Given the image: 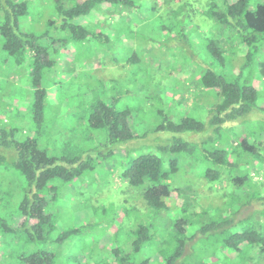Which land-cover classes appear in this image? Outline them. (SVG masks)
Here are the masks:
<instances>
[{
  "label": "trees",
  "instance_id": "1",
  "mask_svg": "<svg viewBox=\"0 0 264 264\" xmlns=\"http://www.w3.org/2000/svg\"><path fill=\"white\" fill-rule=\"evenodd\" d=\"M51 1L54 7H49L42 16V9ZM194 2L202 19L208 17L213 23L212 35L205 40L202 50L205 58L197 76L200 82L194 87L196 97L187 105L193 108L197 99L212 97L214 93L218 98L202 103L203 106L210 104L204 106L206 116L202 120L189 112L183 116L176 113L172 119L165 115V122L159 129L191 133V142L176 138L174 149L177 151H193L199 147L197 142L202 144L204 159L213 165L207 167L205 178L219 183L222 190L218 194L229 204L231 213L221 215L219 219L211 215L213 217L206 222L203 217L207 215L206 211L199 213L192 209L190 202H185L192 192L191 187H173L169 182L170 173L178 170L177 157L169 160L170 170L165 169L164 159L154 153L130 157L132 147L127 149V154L121 153L123 159L118 163L109 159L113 149L100 150L95 157L81 162L79 156L57 157L41 148L39 131L20 141L14 137V128L5 129L1 131L0 143L14 150L0 154V186L14 195L15 191L10 190L11 186L5 188L4 182L21 183L23 197L18 203V213L13 216L14 222L0 217L3 242L0 264H7L3 263L4 256L1 255L12 250V243L17 242L20 235L41 247L20 254L13 264H64L58 252L45 248L56 227L55 207L60 199L57 182H72L89 170L94 175L99 164L108 162L117 167L120 180L142 194L148 206L161 214L167 212V229L162 230L161 226L141 218L134 220L129 215L128 218V207H121L109 220L110 225L117 227L114 226L112 248L102 257H97L100 250L96 254L86 255L83 250L77 255H68V259L75 258L72 264H264V162H261L264 106L259 103L264 90L259 89L254 78L258 73L259 79L264 81V0H186L184 5L189 7ZM118 7L134 8V1L0 0L3 17H0V52H6L8 60L16 65L29 61L35 113H43L48 95L44 75L52 74V70L59 67L61 47L69 41H89L93 34L75 20L96 9L109 13ZM36 14L41 16L38 28L42 19L45 24L47 17H43L50 18L42 31L33 28ZM205 33L208 34L206 30ZM95 36L102 41L104 32L99 31ZM90 89L88 86L83 92ZM9 91L13 93V87ZM92 92L93 89L87 94L90 99L89 124L96 130H106L109 145L133 142L146 135L147 132L139 133L135 127L134 108L131 105L118 107L120 96L112 95L107 101ZM41 121L37 122L39 130L43 127ZM204 131H209L208 137L197 141L200 139L198 134ZM229 187L232 189L226 191ZM168 199L172 200V205ZM237 204L238 209H235ZM244 208L250 210L239 216ZM234 226L239 231L231 232ZM81 232L82 228L74 227L62 232L56 241L63 243L69 236ZM161 237L169 244L163 243L159 253L153 256L138 258L144 250L156 247L154 242ZM215 243L223 249L222 254L212 250ZM192 257L194 262L186 263V259Z\"/></svg>",
  "mask_w": 264,
  "mask_h": 264
},
{
  "label": "rangeland",
  "instance_id": "2",
  "mask_svg": "<svg viewBox=\"0 0 264 264\" xmlns=\"http://www.w3.org/2000/svg\"><path fill=\"white\" fill-rule=\"evenodd\" d=\"M133 1L134 8L124 10L118 7L109 13L100 8L75 20L87 26L94 35L89 41H69L61 47L59 67L53 69L52 74L44 75V87H47L48 95L42 114L33 111L35 90L30 82L29 61L21 66L16 65L14 61L8 60L6 52L1 51L0 134L2 130L14 128V137L23 141L39 131L41 148L57 157L79 156L81 162L95 157L100 150L107 152L113 149L109 159L118 163L119 159H123L121 153L127 154V149L132 147L130 157L154 153L164 159L165 169L170 170L169 160L177 157L178 170L170 173V184L182 188L190 186L192 192L185 202H190L192 209L199 213L206 211L207 215H203L206 222L213 217L211 215L219 219L221 215L231 213L230 206L218 194L222 190L218 187L219 183L205 178L207 167L213 165L204 159L202 144L197 142L199 147L193 151H177L174 149L176 138L191 142V133L159 129L165 122V115L172 119L176 113L183 116L189 112V115L202 120L206 116L204 106L210 105L203 104L218 98L214 93L212 97L197 99L193 108L187 105L196 97L194 87L200 82L198 72L203 68L202 59L205 58L202 50L205 40L212 35L213 22L208 17L202 19L200 12L195 9V2L188 7L184 5L186 0ZM49 7H54L52 1L42 9V16ZM0 17L3 18L1 12ZM40 17L38 14L34 16L33 28L42 31L46 28V20L50 18L47 15L43 17H47L45 24L42 19L38 28ZM99 31L104 32L102 41L95 36ZM254 78L259 89L264 90V81L259 79L258 73ZM88 86L93 89V94H99L107 101L112 95L120 96L117 104L119 108L131 105L137 131L147 132L146 135L133 142L109 145L106 130H96L89 124L90 99L87 94L91 89L83 92ZM12 87L13 93L9 91ZM260 98L262 100L259 103L264 106V95L261 94ZM40 121L43 123L41 130L37 126ZM208 133L204 131L198 134L200 139L197 141L208 137ZM13 150L5 145L0 147V154L5 155ZM262 153L261 162H264V150ZM61 164L71 166L66 162ZM117 171V167L108 162L99 164L94 175L89 170L80 179L57 182L60 199L55 207L56 227L45 248L58 252L61 263L72 264L75 258L66 257L77 255L83 250L86 255L96 254L100 250L97 257L106 254L112 248L116 233L115 225H110L109 220L121 207H128L127 217H134V220L141 218L166 231L169 223L167 212L163 215L148 206L141 193L134 192V187L120 180V172ZM7 186H11L10 190L13 189L15 194L0 186V217L14 222L13 216L18 213V203L23 197V184L13 182L11 185L6 181L4 187ZM230 189L225 188L226 191ZM168 203L172 205V200L168 199ZM234 208L238 209V204ZM249 210L242 209L239 216L246 215ZM74 227L82 228V232L69 236L63 243L56 241L62 232ZM237 231V226L231 230ZM163 239L158 238L154 242L156 247L144 250L138 258L159 253L163 243L169 244ZM2 244L0 237V251ZM61 245L65 246L64 249ZM40 247V244L29 242L20 235L18 241L12 243V250L2 253L3 263L13 264L20 254ZM212 250L218 255L223 253L216 243ZM194 257L187 258L186 263L194 262Z\"/></svg>",
  "mask_w": 264,
  "mask_h": 264
}]
</instances>
